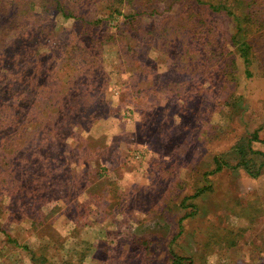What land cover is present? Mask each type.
Segmentation results:
<instances>
[{
	"label": "rangeland",
	"instance_id": "rangeland-1",
	"mask_svg": "<svg viewBox=\"0 0 264 264\" xmlns=\"http://www.w3.org/2000/svg\"><path fill=\"white\" fill-rule=\"evenodd\" d=\"M0 264H264V0H0Z\"/></svg>",
	"mask_w": 264,
	"mask_h": 264
},
{
	"label": "trees",
	"instance_id": "trees-1",
	"mask_svg": "<svg viewBox=\"0 0 264 264\" xmlns=\"http://www.w3.org/2000/svg\"><path fill=\"white\" fill-rule=\"evenodd\" d=\"M217 160H218V157L216 158ZM215 159V160H216ZM242 163V165H244L246 168H248V162H246V161H243V162H241ZM175 257V263H177L178 262V260L180 259V258H178L176 255L174 256Z\"/></svg>",
	"mask_w": 264,
	"mask_h": 264
}]
</instances>
